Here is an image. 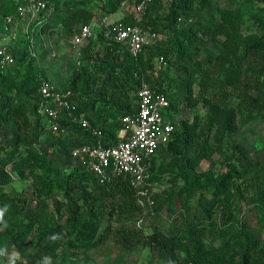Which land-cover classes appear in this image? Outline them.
Instances as JSON below:
<instances>
[{"label":"trees","instance_id":"trees-1","mask_svg":"<svg viewBox=\"0 0 264 264\" xmlns=\"http://www.w3.org/2000/svg\"><path fill=\"white\" fill-rule=\"evenodd\" d=\"M207 1L202 0L203 5L196 8L193 7L194 0H186L184 3L183 0H178V5L174 4L172 12L168 15L172 22L169 26L175 27L183 14L196 15L195 23L183 28V35L181 32L174 33L175 49L185 63L195 60L201 65L196 58L201 50H206L205 38L216 40L221 35L225 36L222 53L216 56L209 52L207 58L211 61L216 57L222 63L227 83L223 100H227L233 94L241 97L239 104L241 123L246 125L264 117V16L258 17L261 28L259 33L243 34L242 9L223 8L205 13L203 10H207ZM19 2L20 0H15L5 7L1 30L4 29V18L16 14ZM52 2L55 11L52 21L42 27L45 33H53L60 25L66 28L89 22L94 18L96 9L118 12L123 3H132L134 0H52ZM151 7L142 26H145V22L151 16ZM122 20L133 22V16L131 14ZM150 24L154 28L158 27L157 20ZM96 38L103 41L102 60H111V66L96 79L95 77L87 79L84 71L74 75L71 85L67 88H71L76 94L80 111L84 112L95 127L102 130L106 137L104 141L113 144L118 140V132L124 127L123 117L137 110L141 78L145 75L147 67L153 68V54L150 52L147 56L146 49L149 48L151 51L154 49L147 46L145 52L136 58L124 45L107 41L100 33ZM94 40L96 39H91L90 44ZM121 51L124 53L122 59ZM14 52L16 62L5 69L0 68V79H5L11 69L21 66H26L27 74L18 87L2 86L0 83V124L27 120L29 104H32V112L40 126L41 118L37 116L39 76L46 74L36 63L37 58L31 56L26 36L17 41ZM160 53L169 58L167 50L161 49ZM242 53L252 56L255 60L249 65L248 72L251 76L246 82L242 81V72L235 67L236 60L240 59ZM136 72H139L140 78L134 75ZM151 83L170 98L171 106L165 111L167 118L170 119L177 106L162 85L160 76L154 75ZM193 83V79H188L187 98L192 94ZM131 91L135 92L134 96ZM94 94L97 95L93 97ZM25 97L27 99L29 97L31 102L27 103ZM232 114L231 121H234L236 115ZM217 121L216 115L212 113L205 121L198 118L195 120L194 133L188 127L176 128L172 140L161 149L171 156L170 165L179 168L180 174L176 175L175 179L185 177V186L174 194V197H178L182 202L183 214L170 223L162 221L158 225L159 229L148 236L123 222L126 217L141 216L144 212L138 205L129 178H119L102 184L88 172L94 176L92 184H88L79 171L71 173L64 179L53 177L47 155L49 149L40 150L36 147L40 139V129L39 127L34 129L33 133L26 137L25 144V152L31 159L24 160L23 163L24 152L20 150L19 145L14 146L13 153L7 154V159L0 157V179L7 178L6 166L11 162L17 163L20 160V167L26 166L27 162L36 164L45 174L42 179V190L37 193L38 200L34 205L26 204L21 208L16 205L7 215L2 212L0 220L3 229L0 228V241L6 240L18 246L21 242L27 241L36 230L40 240L46 244L38 250L36 256L29 257V264H44V261L56 264L60 253L65 260L77 257L91 248L106 244L112 235L128 251L136 249L144 242L166 249L173 257L183 253L184 260L181 264H264V249L257 250L259 239L256 233L245 217L240 219L239 213L234 210V198L238 197L245 200L246 214L252 213L260 217L264 213V170L255 168L252 175L246 176L231 168L234 173L229 172L221 180L213 176L211 171L205 173L197 171L205 159H212L217 153L226 155L227 143L221 129L217 128ZM229 128L238 130V127L232 124ZM71 129L65 136H48L47 146L57 147L63 155L70 157L71 148L96 143L97 139L91 133L78 127ZM159 153L158 151L152 161L154 182L160 178ZM19 156L22 158L19 159ZM238 180L241 182L237 183ZM1 184L3 181H0ZM82 186L86 189L79 193ZM53 191L62 192L68 197L65 209L57 210L59 215L56 214L57 211L51 209L50 196ZM5 194L7 193L0 192V202L5 205L10 200L14 205L20 200L17 199L18 196L9 198L5 197ZM196 195L199 197L195 201ZM155 200L156 207L152 215L159 214L164 205L163 201L159 202L157 196ZM218 210L221 211V218L214 221L212 215ZM263 220L264 216L260 217L259 222ZM23 223L26 224L25 228H21ZM214 230H217V236H224L227 240L218 245V237L212 235Z\"/></svg>","mask_w":264,"mask_h":264},{"label":"rangeland","instance_id":"rangeland-1","mask_svg":"<svg viewBox=\"0 0 264 264\" xmlns=\"http://www.w3.org/2000/svg\"><path fill=\"white\" fill-rule=\"evenodd\" d=\"M15 0H0V34L1 23L5 15V7L7 4ZM202 0H194L193 7H201ZM186 0H183V3ZM178 5V0H154L151 7V16L143 25V29L150 33L156 32L157 37L153 39L150 45L151 49H146V54L151 52L153 55V68L146 69L145 77L151 82L154 79V67L158 64V59L163 54L161 49L169 52L168 67L160 73V79L165 90L169 93L171 99L177 106L168 120L175 121L177 129L190 128L194 133L196 125L195 120L198 118L201 121L210 114L216 115L217 128L221 129L226 141V155L217 153L212 159H205L197 168L199 173L211 171L213 176L221 180L228 175L231 168L238 171L240 174L248 176L253 174V169L264 170V117L252 121L246 125H242L239 111L241 97L233 94L227 100H223V95L226 92V77L224 68L220 60L214 57L213 60L207 58L209 52L218 56L222 53V43L225 41V36L221 35L216 40L205 38L207 42L206 50H201L196 60L200 61L198 65L195 60L186 62L179 58V53L175 49L174 33L183 35V28L193 24L196 21L195 16L181 15L175 27L169 26L171 19L168 15L172 12L173 6ZM223 8H240L244 12V21L242 23V33H259L261 31L258 17L264 16V0H208L206 2V11L216 12ZM134 13V2L123 3L118 12H108L105 9H96L93 19H98L103 15L109 16L112 20L122 19ZM158 21V27L154 28L151 22ZM76 27H63L60 25L53 33L37 35L35 37V46L38 52L37 64L44 69L47 77L52 78L57 85L69 86L72 83L74 75L80 72L87 79H96L98 75L104 74L105 70L111 66V60H102L103 56V41L100 38L90 44L86 42L79 48H74L71 44L69 36ZM23 35V34H22ZM21 36V38H23ZM20 38V39H21ZM123 51L120 52L121 59L124 58ZM118 55V53H116ZM187 60V59H186ZM255 61L252 56L241 54L240 59L236 60V68L243 74L242 81H248L251 74L248 72L249 65ZM188 65L186 66V64ZM231 65V64H228ZM27 74L26 66H21L17 69H11L5 79H0L2 86L18 87L22 82L23 77ZM188 79H193L192 94L189 98V90L187 87ZM22 89V88H21ZM23 90V89H22ZM134 96L135 92L131 91ZM97 95L94 94L93 97ZM27 103L31 102L30 98L25 97ZM94 99V98H92ZM98 103V101H97ZM98 105V104H97ZM236 118L231 121L233 114ZM28 119L22 121H11L0 124V157L7 159V154L13 153V148L16 145L20 146L23 163L24 160H29V155L25 152L26 137L30 136L34 129H40L43 136L48 137L46 132H42L40 126L36 123L34 113L32 112V104H29ZM237 126L238 130L229 128V125ZM217 145V143H216ZM47 147V146H46ZM47 153L51 167V175L53 177L64 179L71 173L79 171L83 174L86 183L92 184L93 175L89 174L86 168L80 166L78 162L63 155V152L57 147L48 146ZM159 166L160 178L155 180V197L159 202L163 201V209L157 215L149 214L141 216H133L124 218L125 225L140 230L145 236L151 235L159 229L158 225L162 221L172 222L177 216L183 214L182 202L174 194L185 186V177L181 179L176 175L180 174L179 168L170 165L171 156L166 151H159ZM22 157L19 156V159ZM22 163V164H23ZM21 161L17 163L11 162L6 166L8 173L7 178H1L3 184L0 185V192H5V197H19L17 202L12 200L5 205L0 202V210L6 215L9 210L17 205L21 208L26 204L34 205L38 200L40 189L42 190V179L45 174L43 170L36 164L27 162L26 166L20 167ZM28 165V166H27ZM241 180L237 183H240ZM84 186L79 189V193L83 192ZM86 189V188H85ZM50 205L51 209L63 211L68 202V197L58 191L51 192ZM46 196V195H45ZM199 195L194 197L196 201ZM12 198V199H13ZM4 199V196L2 200ZM234 210L239 213L240 219L245 217L249 226L253 229L259 239L258 251L264 249V220L259 222L260 217L254 216L252 213L246 214L247 206L245 200L234 198ZM176 209L179 211H176ZM176 212H175V211ZM221 211L213 213L212 219L219 221ZM58 214V211L56 212ZM59 215V214H58ZM23 223L21 228H25ZM0 228L3 229L0 220ZM217 230L212 232L216 235ZM211 235V236H212ZM217 244L220 245L227 240L226 237L217 236ZM216 237V238H217ZM46 244L40 240L37 231L32 232V235L27 241L21 242L18 246L10 244L8 241H0V264H29V257L36 256L38 250ZM184 260V254L178 253L177 257H173L166 249L157 245H147L141 242L136 249L132 251L125 250L120 242L113 235L110 236L106 244L91 248L88 252L81 253L77 257H71L68 260L62 258V253L59 255L56 264H181ZM44 264H50L44 261Z\"/></svg>","mask_w":264,"mask_h":264},{"label":"built area","instance_id":"built-area-1","mask_svg":"<svg viewBox=\"0 0 264 264\" xmlns=\"http://www.w3.org/2000/svg\"><path fill=\"white\" fill-rule=\"evenodd\" d=\"M153 3L154 0H134L133 22L112 20L103 15L76 26L69 36L72 46L79 48L100 33L105 40L124 45L132 56L138 58L157 37L156 32L145 31L141 25ZM54 11L52 0H20L16 14L4 18V29L0 34L1 69L16 62L14 46L23 35L29 40L31 56L38 59L35 37L46 34L42 27L52 21ZM167 66L165 56L160 57L153 73L155 77H159ZM138 73L134 75L140 78ZM141 79L137 110L123 117L124 127L118 132V140L113 144H107L102 130L80 111L74 91L57 85L46 75L39 76L37 116L41 118L42 132L49 136H65L71 128L78 127L96 137L97 141L93 145L71 148V159L91 172L102 184L129 178L138 205L147 215L153 213L156 207L155 182L152 180L153 158L172 140L177 127L175 121L166 118L165 111L171 106L170 98L158 87L155 88L145 75ZM46 138L40 131V139L36 144L38 149H48Z\"/></svg>","mask_w":264,"mask_h":264},{"label":"clouds","instance_id":"clouds-1","mask_svg":"<svg viewBox=\"0 0 264 264\" xmlns=\"http://www.w3.org/2000/svg\"><path fill=\"white\" fill-rule=\"evenodd\" d=\"M0 216H2V212H0Z\"/></svg>","mask_w":264,"mask_h":264}]
</instances>
